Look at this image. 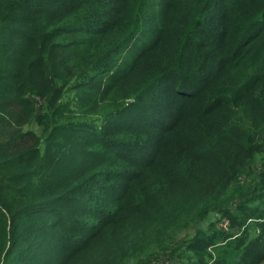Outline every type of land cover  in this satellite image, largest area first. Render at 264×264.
Listing matches in <instances>:
<instances>
[{"label":"trees","instance_id":"1","mask_svg":"<svg viewBox=\"0 0 264 264\" xmlns=\"http://www.w3.org/2000/svg\"><path fill=\"white\" fill-rule=\"evenodd\" d=\"M263 138L264 0H0V264H263Z\"/></svg>","mask_w":264,"mask_h":264},{"label":"rangeland","instance_id":"2","mask_svg":"<svg viewBox=\"0 0 264 264\" xmlns=\"http://www.w3.org/2000/svg\"><path fill=\"white\" fill-rule=\"evenodd\" d=\"M154 56H151L150 58H148L146 61H149L150 59H152ZM140 84H141V82H139L138 84H137V87H139L140 86ZM130 91L131 92H135L136 91V88H131L130 89ZM146 100H147V95H145L144 97H143V103H142V101H141V103L145 106V107H148V106H150V103L149 102H146ZM136 111L135 110H133V111H131L130 113H129V115H133L134 113H135ZM128 114H126V119L127 120H130V116H129ZM31 129H35V130H37L38 131V128L36 127V126H33V127H31ZM40 132V131H39ZM263 140H264V138H263ZM264 164V152H262V153H260L259 155H258V157H257V162H256V165L254 166L255 167V169H258L261 165H263ZM243 180H248V179H243ZM242 195H245V196H247L248 195V190H238V187H236V188H232L230 191H228L227 193H226V195H225V200L227 201V203L228 204H230V203H235V201L236 200H238ZM218 221V218H217V216H216V214H214V213H211V214H209V216H208V218H207V220L205 221V222H203V223H201L200 224V227L201 228H204V229H206L207 227H208V225H210L211 223H213V222H217ZM231 222H230V219L228 218V217H226V216H223V217H221L220 219H219V221H218V226L219 227H223V228H225V229H229V224H230ZM230 231H228V233H229ZM184 235L185 236H188L189 238H193V236H194V230H190V231H188V232H185L184 233ZM238 236V235H237ZM236 236V237H237ZM75 264H80V260H77V262L75 263ZM133 264V263H132ZM264 264V263H263Z\"/></svg>","mask_w":264,"mask_h":264}]
</instances>
